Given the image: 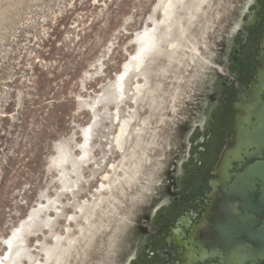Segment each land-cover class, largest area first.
<instances>
[{"label": "rangeland", "instance_id": "1", "mask_svg": "<svg viewBox=\"0 0 264 264\" xmlns=\"http://www.w3.org/2000/svg\"><path fill=\"white\" fill-rule=\"evenodd\" d=\"M168 1L0 0V259L16 229L42 209L40 217L57 220L56 229L51 235L37 223L31 234L25 225V248L35 260L22 264H50L43 244L53 246L55 234L69 233L76 244L61 264H119L209 75L203 59L215 61L250 0ZM145 30L158 44L143 70L130 75L121 95H106L138 57ZM137 84L143 99L134 95ZM94 108L102 124L92 133V159L76 177L71 164L84 158L83 133L95 120ZM130 118L134 133L124 158L113 140ZM65 152L73 159L65 167L71 186L78 182L77 199L100 202L89 224L54 164Z\"/></svg>", "mask_w": 264, "mask_h": 264}, {"label": "water", "instance_id": "2", "mask_svg": "<svg viewBox=\"0 0 264 264\" xmlns=\"http://www.w3.org/2000/svg\"><path fill=\"white\" fill-rule=\"evenodd\" d=\"M254 2L255 0L248 2L223 42L145 220L119 264H167L165 258L161 260L158 257V250L168 248L166 245L168 239L157 238L156 228L166 223H169V226L176 225L182 219L181 216L187 215L188 212L195 218L200 215L199 207L184 204L182 197L178 196L176 191L187 194L193 189L204 203L206 193H203L202 188L205 187L207 192L206 181L210 178L208 170L214 166V158L208 155V152L211 151L213 155L216 149V154H218L225 141V138L221 139L219 135L216 136L214 131H202L200 128H205L203 120L210 106L207 103L208 99L205 100L204 96L212 91L210 100H215L216 94L222 90H219L223 80L221 74L227 75L224 64L237 59V56L246 54L252 39L259 42V39L264 36V28L261 29L263 25L256 28L243 27L244 23L251 21V15L256 10ZM258 3L263 5L264 0H258ZM261 15H264V10L259 11L258 17ZM256 49L255 45L253 52ZM239 67L231 63L230 69L235 72L239 71ZM228 74L233 76L231 73ZM218 113V109L214 110L211 115L212 119L219 118ZM257 118L260 125L257 138L260 143L264 144L263 109L259 110ZM257 186H259L258 189ZM231 188L230 196L239 201V205L234 208L236 211L238 209V212L235 213L236 219L231 218L217 229L220 232L218 238L222 242L221 245L226 249L228 258L235 257L237 251L245 246L250 249V253L246 255L248 258L262 257L264 255V162H256L249 167L242 175L240 185ZM169 228L163 229L160 226L159 229L167 233L166 237H169L172 231V228ZM145 243L147 245H144ZM217 263V261H211L210 264Z\"/></svg>", "mask_w": 264, "mask_h": 264}, {"label": "flooded vegetation", "instance_id": "3", "mask_svg": "<svg viewBox=\"0 0 264 264\" xmlns=\"http://www.w3.org/2000/svg\"><path fill=\"white\" fill-rule=\"evenodd\" d=\"M254 4L256 10L251 15V21L244 23L243 27L256 28L263 25L262 29L264 15L258 17V13L264 10V4L260 5L258 0ZM255 45L257 49L253 52ZM247 48L246 54L224 64L227 75L221 74L223 80L219 90H222L216 94L215 100H210L212 91L204 96L210 106L203 120L205 128H200L202 131H214L216 136L225 138V141L218 154L216 149L213 155L211 151L208 152L214 158V166L207 169L210 178L206 181L207 192L205 187L202 188L203 193H206L204 203L193 189L187 194L176 191L184 204L199 207L198 218L188 212L186 216H181L182 219L176 225H160L163 229L172 228L169 237L159 229L160 226L156 228L157 238L168 239V248L158 250V257L161 260L165 258L167 264H210L211 261H217V264H264V255L257 258L246 256L250 253L248 246L239 249L235 257L228 258L218 238L220 232L217 231L231 218L236 219L238 209L236 211L234 208L239 205V201L230 196L231 187L240 185V179L249 167L256 162H264V144L257 138L260 126L257 115L260 109L264 110V36L259 42L252 39ZM203 61L205 70L212 68L213 61ZM231 63L240 66L239 71L233 72L230 69ZM216 109L219 112L218 121L211 117Z\"/></svg>", "mask_w": 264, "mask_h": 264}, {"label": "bare ground", "instance_id": "4", "mask_svg": "<svg viewBox=\"0 0 264 264\" xmlns=\"http://www.w3.org/2000/svg\"><path fill=\"white\" fill-rule=\"evenodd\" d=\"M165 4L168 6L170 5V2L167 0ZM165 21H168V16ZM165 30H168L167 26L164 27V31ZM156 37L157 36L154 35L153 32L148 31V30H145V32L142 35H140L137 41L138 47H139L138 57L134 58L133 56L131 61L124 66L123 73L118 75V79L113 85L114 91L108 92L106 95H109L110 97H116V95H121L122 91L127 90L126 89L127 84H128L127 82L129 81V79L131 80L130 75H132L135 70H138V69H141V71L143 70L141 66L143 65V63H145L144 62L145 59L150 54V48L158 44V42L156 41ZM126 76H127V81L125 79ZM135 86H136L135 90L133 89L134 95H135V92L137 91L138 92L137 98L141 97V99H143L145 96L143 95L144 90L142 86L140 84H137ZM99 103L100 101L98 102V104ZM96 107L97 106H95V108ZM95 108H94L95 120L89 127H87L84 130V133H83L85 139H84V145L81 146V150L84 153L83 154L84 158L73 160L72 158H70L69 156L70 153L68 154L67 153L68 151H67L59 155L58 158L55 159L54 161V164L57 165L58 168L60 167L64 170V174L62 176L63 186L64 188H66V193L70 192L72 196L74 197L75 200H74L73 205L75 208L78 209V211L81 212V217L84 219L85 223L87 224L91 223L95 219L96 217L95 215H97L96 213L98 209L97 206L99 205L100 202L99 203L97 202L89 203L88 201L81 202L79 201V199H77L78 194L76 193L75 188L76 186H78V182H76L73 186H71V182L73 180L70 177L71 171H68V169H66L65 166L68 165L70 160H73V163L71 164V167L73 169L72 173H74L76 177H78V171L82 170L83 165H85L86 163L89 162V160L92 159L91 158L92 145L91 143H88V142L90 141V137H92L93 131L95 132L98 128H100V125L102 124V120H99L100 110L95 109ZM110 124L113 126L115 125V123H112V122H110ZM134 124L135 123L133 122V118L124 120L122 124L120 125L119 131L117 133V136L115 137V140H113V142L118 148V152L122 153V155H124V158H126L125 147H126L127 141L129 140V138L133 136V133H134L132 129ZM112 169L113 171L116 170V166L114 165L111 166V170ZM106 178L108 179L109 175H106ZM106 188H107L106 185L102 184L100 187V190L99 189L97 190H99L100 191L99 194L102 195L103 192L106 190ZM77 192L80 193L79 191ZM50 208H53L55 212L58 213L59 216L63 217L62 219L65 218V214L63 213V211H59V210L57 211L56 207H50ZM41 211L42 209L36 210L35 213L30 217L29 221L28 222L26 221L20 226V228L16 229L13 236L9 240L6 241V245H7L6 252L7 253L5 257H2L0 259V264H22L23 260L33 263V261L35 260V257L32 256L29 250L25 248L26 236H25V233L23 232L25 225L26 227L28 226V232H31V234H33L34 229L37 227V223H41L42 225H45L46 228H49L48 230L50 231L51 235L54 233L56 229L55 223L57 220H52L50 218L43 220L40 217ZM73 218L74 217L72 216L69 219H73ZM28 234L30 235V233ZM53 239L55 242L53 246L47 245V242L45 241V243L43 244L45 246V249H43V254L48 263L61 264L64 261L65 256L67 255L69 250L74 248L76 244V239L70 233L66 237L55 234ZM37 264H44V263L37 262Z\"/></svg>", "mask_w": 264, "mask_h": 264}]
</instances>
